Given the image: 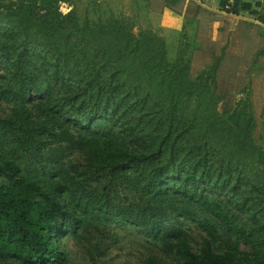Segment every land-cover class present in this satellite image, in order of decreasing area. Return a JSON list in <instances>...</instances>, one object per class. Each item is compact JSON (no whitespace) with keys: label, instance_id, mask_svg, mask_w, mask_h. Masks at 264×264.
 <instances>
[{"label":"rangeland","instance_id":"374dc122","mask_svg":"<svg viewBox=\"0 0 264 264\" xmlns=\"http://www.w3.org/2000/svg\"><path fill=\"white\" fill-rule=\"evenodd\" d=\"M164 7L181 20L178 29L161 24ZM211 8V0H0V162H20L12 155L22 124L30 125L42 151L51 146L56 127L75 137L76 149L64 165L41 167L27 156L20 166L55 175L69 160L83 164L81 170L89 173L76 175L75 185L65 186L63 195L72 222L80 225L103 207L100 185L90 195L74 189L97 185L91 175L96 169L84 156L136 155L162 174L170 194L166 200L177 206L199 212L193 194H204L234 207L254 228L249 214L257 213L259 227L250 242L219 227L214 248L236 250L247 264H260L264 24L250 13L234 17L221 7ZM58 67L62 78L54 75ZM74 75L90 79L91 86L78 87ZM22 76L30 86L24 97ZM172 106L176 112L170 125ZM49 119L52 133L35 128L34 122ZM167 133L163 154L147 148V141ZM139 168L127 175L141 181V163ZM242 198L247 199L244 206L233 204ZM107 223L109 237L99 254H89L87 232L60 237L70 264H143L150 255L163 254L154 238L163 229L145 231L118 219ZM164 226L171 241L185 239L194 252L205 236L188 219L165 221Z\"/></svg>","mask_w":264,"mask_h":264},{"label":"trees","instance_id":"16d2710c","mask_svg":"<svg viewBox=\"0 0 264 264\" xmlns=\"http://www.w3.org/2000/svg\"><path fill=\"white\" fill-rule=\"evenodd\" d=\"M221 8L225 9L227 14L236 16L240 14V11H246L256 15L264 23L262 20L264 11L252 10L251 4L240 1L230 4L229 0H222ZM59 62L58 59L53 64H59ZM54 71V75L62 78L59 75V67ZM74 79V84L78 87L91 86V80L81 75H74ZM18 81L21 96L24 97L25 88L30 86L26 84L23 76ZM32 87L40 88L36 85ZM175 112L176 108L172 106L169 115L170 125ZM48 122L50 119L34 122V125L36 129L47 130ZM29 127L30 125H20V134L16 136L14 144L16 152L12 156L18 157L20 162L18 164L11 160L0 162V264H70V256L60 237L67 232L76 234L80 230L89 235L85 238L90 249L89 254L92 252L99 254L102 241L109 237L106 228L110 219L137 224L145 231L155 228H159V231L163 229L161 234L154 236L160 243L163 254H152L143 264H247V258L238 256V251H217L214 245L220 234L219 227L235 234L245 242H250L251 238L255 237L256 226L259 227L258 219L255 218L257 213L249 214V221L253 223L254 228L247 225L248 223L241 218L234 207H227L204 194L202 196L193 194V198L197 199L199 212L177 206L166 200L170 194L168 186L163 183L162 174L154 170V167L151 168L152 165L149 166L152 163L147 164L149 167H146L145 163L138 161L139 157L133 154L117 156L110 154L111 158H103L98 152L91 157L84 156L83 159L91 162L89 167L96 169L91 175L96 176L97 185L94 188L75 186L74 189L90 195L97 193L98 185H100L103 207L95 218L84 220L80 225L74 224L73 216L68 212L63 195L65 186L70 187V184H74L76 175L89 173V171L81 170L83 164L78 166L79 163L73 164V161L69 160L67 167L55 175L47 174L45 169L38 172L28 168L22 170L20 165L27 156L41 167L64 165V159L76 149L75 137L67 136L61 127H56L58 132L53 134L51 146L46 151H42L38 138L28 130ZM47 131L52 133L50 130ZM168 136L167 133L158 141H147V148L163 154L162 149ZM142 155L143 152L141 157ZM201 157L203 159L208 157L205 148ZM150 162L153 161L150 160ZM140 163L141 181L138 176L127 175L131 169L139 171ZM69 171L72 173L69 174ZM213 185L215 187V184ZM124 189L133 191L134 194H127ZM246 200L242 198L239 201L240 204H236L238 202L233 204L242 207ZM180 218L195 222L205 233L199 249L195 252L185 239L173 242L166 236L168 231L164 222H179ZM259 261L260 264H264L263 257H260Z\"/></svg>","mask_w":264,"mask_h":264},{"label":"crops","instance_id":"0c3cea01","mask_svg":"<svg viewBox=\"0 0 264 264\" xmlns=\"http://www.w3.org/2000/svg\"><path fill=\"white\" fill-rule=\"evenodd\" d=\"M235 1H240L242 3L251 4V9L254 11H257V12L264 11V0H229V3L232 4ZM221 2H222V0H211V4L214 7V8H211V10H215L216 7L220 8ZM206 7L208 8L209 6H206ZM243 13H248V12L240 11V14L238 16H236V15H231V16L239 17ZM171 14H172L171 11L167 7H164L162 12H161L160 22L168 30H176L181 26V20L174 18L173 16H171ZM255 16L256 15H254V17Z\"/></svg>","mask_w":264,"mask_h":264}]
</instances>
